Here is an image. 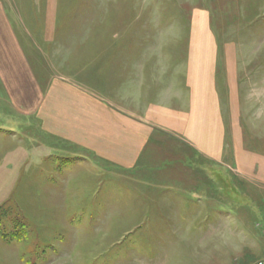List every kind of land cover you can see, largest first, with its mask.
I'll use <instances>...</instances> for the list:
<instances>
[{"label":"rangeland","instance_id":"1","mask_svg":"<svg viewBox=\"0 0 264 264\" xmlns=\"http://www.w3.org/2000/svg\"><path fill=\"white\" fill-rule=\"evenodd\" d=\"M0 13V264H264V182L229 152L121 168L51 138L36 110L52 75L97 71L110 98L132 67L172 75L191 38H211L222 103L230 62L244 145L264 156V0H0Z\"/></svg>","mask_w":264,"mask_h":264},{"label":"crops","instance_id":"2","mask_svg":"<svg viewBox=\"0 0 264 264\" xmlns=\"http://www.w3.org/2000/svg\"><path fill=\"white\" fill-rule=\"evenodd\" d=\"M3 18H6L5 14L0 13V24ZM194 27L198 29L197 32L202 28L198 22L194 23ZM1 32L5 34V31L0 29V54L5 47ZM215 47L214 39L203 41L193 37L189 41L188 55L172 75H168L167 70L159 64L158 71L150 80L145 66L138 67L139 76L132 67L134 74L121 85L116 83L110 98L97 71L93 76L81 77L82 81L79 82L59 74L52 75L45 97L36 109L38 119L51 138L90 152L121 168H132L139 164L152 169L146 165L152 164V158H158L159 167L166 169L171 158L183 160L184 147L194 157L202 156L219 164L224 163V156L229 152L236 173L254 176L264 182V156L245 147L241 121L234 113L237 103L232 95L235 90L231 82L230 62L223 67L224 74L221 73L224 75L227 96L226 103H222V94L217 88ZM151 58L143 54L140 62L148 63ZM120 59L124 57L111 56L113 62ZM128 62L132 64L133 61ZM7 77L5 75L3 79L9 80ZM150 84L154 91L151 97L145 95L146 87ZM224 111L227 119H224ZM177 147L179 155H175ZM51 153L63 163L70 159L69 155ZM64 165L68 167L69 163ZM182 169L174 167L169 171L177 174ZM188 174L191 186L197 185L194 169ZM200 204L206 206L204 202H197V206ZM195 214V218L208 215L204 210L195 211Z\"/></svg>","mask_w":264,"mask_h":264}]
</instances>
